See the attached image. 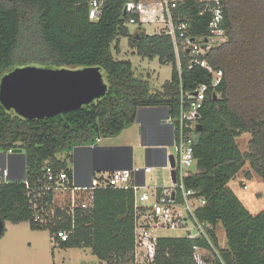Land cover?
<instances>
[{"label":"trees","instance_id":"1","mask_svg":"<svg viewBox=\"0 0 264 264\" xmlns=\"http://www.w3.org/2000/svg\"><path fill=\"white\" fill-rule=\"evenodd\" d=\"M89 1L0 0V78L26 65L99 66L108 84L102 97L51 117L23 118L0 103V150L21 148L30 183L43 175L46 164L65 169L70 179L68 161L74 147L120 134L134 123L141 106L168 105L175 116L180 90L207 84L196 120L200 129L196 125L194 130L196 169L185 182L205 199L196 214L213 224L210 233L217 246L216 225L224 228L227 247L221 248L222 255L238 264H264V210L251 214L228 185L246 164V177L254 173L264 182V0H220L225 39L205 54L209 64L222 71L212 87V75L200 65L190 67L184 52L178 68L171 37L147 33L137 14L124 11L128 0H103L96 19L88 17ZM202 7L197 0H180L174 9V19L180 13L179 20L188 22L187 33L196 40L208 35L211 12H202ZM128 22L137 24L134 32ZM121 35L141 57L158 56L160 63H171V77L160 89L152 91L147 79L135 75L130 60L113 57L110 45ZM242 133L250 135L246 151L236 142ZM133 200L131 189L93 188L89 207H75L71 215L63 213L61 222L45 227L33 222L23 182L0 183L4 220L28 221L32 229L65 230L68 238L59 245L89 247L106 264L132 258ZM196 243L202 240L159 237L154 264H193Z\"/></svg>","mask_w":264,"mask_h":264},{"label":"built area","instance_id":"2","mask_svg":"<svg viewBox=\"0 0 264 264\" xmlns=\"http://www.w3.org/2000/svg\"><path fill=\"white\" fill-rule=\"evenodd\" d=\"M180 0H128L125 11L137 14L141 25L155 24V32L165 33L171 37L176 63L180 68V53L188 56L189 66L200 65L211 75V87L216 86L221 79L222 71L214 69L205 54L214 45L225 39L222 27L223 10L220 0H197L203 3L202 12H211L208 22V35L201 39H194L187 33L188 22L179 20L180 13L174 19V9ZM103 0H90L88 6L89 19H96L101 11ZM209 86L199 84L192 91L180 90L177 115H169L166 122L172 126V146L174 147L171 166L166 159L168 181L166 184H149L153 177L144 176V184L137 183L136 168L117 167L107 169L101 175H92L89 184L81 185L75 181L74 165L69 179L65 169L55 170L51 165L44 166L43 175L30 183L25 176L23 167V152L19 147L0 150V183L20 180L27 189L28 203L32 209V219L36 225L53 227L63 220V213L71 215L75 207L87 208L92 204L93 188L112 187L131 189L133 191V249L132 264H154L157 240L161 236L159 230L180 229L182 234L176 237L199 238L202 244L192 246L193 264H238L227 260L221 248L213 242L210 231L213 224L200 220L196 211L205 204V199L198 190L186 185V176L196 169L194 144L196 139L195 127L199 116L198 110ZM90 143L91 148L96 147ZM152 166H143L144 174L152 171ZM175 171L173 179L171 171ZM151 187V188H150ZM247 187L246 184L243 186ZM85 193L82 198L79 194ZM50 199V201L48 200ZM61 214L57 215L56 211ZM53 240L57 244L68 238V232L53 229ZM206 243V244H205Z\"/></svg>","mask_w":264,"mask_h":264},{"label":"rangeland","instance_id":"3","mask_svg":"<svg viewBox=\"0 0 264 264\" xmlns=\"http://www.w3.org/2000/svg\"><path fill=\"white\" fill-rule=\"evenodd\" d=\"M126 26L130 32L137 29V24L132 22L126 23ZM142 27L147 33H153L156 30L155 24L151 23H144ZM110 51L115 59L130 60L135 75L147 79L152 91L160 89L171 77V63H160L158 56L141 57L135 49L129 46L126 36H118L111 43ZM118 135L101 137L100 142L108 144L107 146L117 145L119 142ZM249 138V133H242L236 137V142L241 151L247 150ZM167 150L173 151V148L168 146ZM68 162L70 166L73 165L72 160ZM144 162V149L134 148L132 153L133 166L140 167ZM249 170L248 164H246L230 179L228 185L248 211L251 214H256L264 210V182L260 176L254 173L251 177H246ZM100 174L99 171L96 172V176ZM166 180H168V169H160L148 185L161 184ZM244 184L247 185L246 188L243 187ZM79 194L82 198L85 196V193L79 192ZM215 232L219 247L226 248L227 241L224 228L217 224ZM182 233L180 229L158 231L159 235L166 236H179ZM0 264H106V262L97 258L89 247L57 244L53 240L52 231L48 228L32 229L28 221L12 223L5 220L4 230L0 234ZM122 264H132V258Z\"/></svg>","mask_w":264,"mask_h":264},{"label":"water","instance_id":"4","mask_svg":"<svg viewBox=\"0 0 264 264\" xmlns=\"http://www.w3.org/2000/svg\"><path fill=\"white\" fill-rule=\"evenodd\" d=\"M107 88L108 84L99 66H18L0 78V103L23 118H44L78 109L81 105L102 97ZM197 129H200V125H197ZM78 147H74L72 151L75 152ZM168 158L173 166V156L169 155ZM127 168H131V165ZM136 174L137 183L143 185V168H136ZM171 174L174 179L175 171L172 170ZM24 176L25 174L17 179H23ZM4 222L0 215V234L4 230Z\"/></svg>","mask_w":264,"mask_h":264},{"label":"crops","instance_id":"5","mask_svg":"<svg viewBox=\"0 0 264 264\" xmlns=\"http://www.w3.org/2000/svg\"><path fill=\"white\" fill-rule=\"evenodd\" d=\"M169 115L168 105L141 106L134 123L118 135L117 145L107 146L108 144L100 141L94 148L80 145L75 152H71L69 158L74 165L75 181L86 185L97 171L102 173L107 169L132 166L134 148H143L145 152L144 164L134 167L143 168L145 165L153 167L150 173L144 174L146 178L155 176L160 169H168L166 159L174 153L172 126L165 121ZM168 146H171L173 151H168ZM166 181L162 183L166 184Z\"/></svg>","mask_w":264,"mask_h":264}]
</instances>
